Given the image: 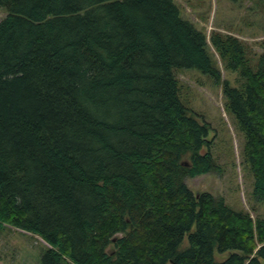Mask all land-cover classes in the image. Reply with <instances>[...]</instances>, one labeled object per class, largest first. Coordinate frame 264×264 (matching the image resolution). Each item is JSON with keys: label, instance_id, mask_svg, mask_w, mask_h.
<instances>
[{"label": "trees", "instance_id": "obj_1", "mask_svg": "<svg viewBox=\"0 0 264 264\" xmlns=\"http://www.w3.org/2000/svg\"><path fill=\"white\" fill-rule=\"evenodd\" d=\"M0 8V230L44 239L40 264H264V216L186 183L216 165L201 154L210 129L182 103L177 73L217 83L221 73L174 0ZM211 42L245 79L222 84L264 206V55L253 71L240 40Z\"/></svg>", "mask_w": 264, "mask_h": 264}, {"label": "rangeland", "instance_id": "obj_2", "mask_svg": "<svg viewBox=\"0 0 264 264\" xmlns=\"http://www.w3.org/2000/svg\"><path fill=\"white\" fill-rule=\"evenodd\" d=\"M181 16L203 31L208 40L214 66L221 73V83L194 69L177 73L180 98L189 114L209 126L207 140L201 154L210 153L216 168L210 173L187 179L195 194L208 193L222 198L237 212H246L254 219L264 216V206L253 197L254 175L245 157L246 137L237 120L227 108L223 82L240 88L245 79L241 71H230L213 47V34L233 36L246 49V65L256 71L259 58L264 55V0H174ZM6 12L0 8V21ZM187 161V160H185ZM188 246L185 238L182 249ZM51 246L40 236L16 227L0 230V264H40L43 253ZM227 254L216 252L217 261Z\"/></svg>", "mask_w": 264, "mask_h": 264}, {"label": "water", "instance_id": "obj_3", "mask_svg": "<svg viewBox=\"0 0 264 264\" xmlns=\"http://www.w3.org/2000/svg\"><path fill=\"white\" fill-rule=\"evenodd\" d=\"M181 165H182V166H189V164L186 163L185 161L181 162Z\"/></svg>", "mask_w": 264, "mask_h": 264}]
</instances>
